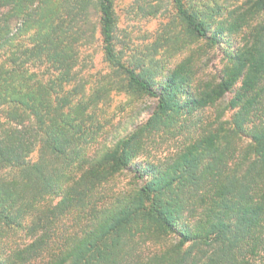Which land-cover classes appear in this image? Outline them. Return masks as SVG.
Listing matches in <instances>:
<instances>
[{
	"label": "trees",
	"instance_id": "16d2710c",
	"mask_svg": "<svg viewBox=\"0 0 264 264\" xmlns=\"http://www.w3.org/2000/svg\"><path fill=\"white\" fill-rule=\"evenodd\" d=\"M47 1L0 0V57L27 27L40 26L34 47L17 48L0 63V264H264V0L236 18L244 26L262 16L234 50L225 48L218 79L194 84V69L174 70L160 87L117 56L114 0H99L106 59L134 89L158 100L150 125L173 108L231 96L215 125L160 163L135 161L131 139L81 156L74 142L84 124L54 113L67 103L52 94L68 71L46 83L31 84L36 73L24 76L27 64L59 70L64 63L65 49H47ZM174 3L199 39L222 43L223 31L210 33L184 0ZM188 90L180 102L179 92ZM227 110L235 111L226 119ZM55 159L61 165H51ZM124 170L133 175L130 188L100 191ZM22 230L25 237L13 239Z\"/></svg>",
	"mask_w": 264,
	"mask_h": 264
},
{
	"label": "rangeland",
	"instance_id": "374dc122",
	"mask_svg": "<svg viewBox=\"0 0 264 264\" xmlns=\"http://www.w3.org/2000/svg\"><path fill=\"white\" fill-rule=\"evenodd\" d=\"M253 1L184 0L185 7L204 21L210 33L223 31L222 43L213 45L210 40L199 39L190 31L174 0H114L116 54L127 67L143 73L155 87H160L174 70L188 72L194 69V84L218 79L216 77L227 62L225 48L234 50V41H242L262 18L258 14L251 20V25L244 26H239L240 22L236 21L253 6ZM47 2L48 25H51V42L47 43V49L52 52L65 49L66 54L59 57L64 59V63L59 70L51 63L27 64L23 72L24 76L36 73L30 80L33 84L36 80V83H46L68 71L66 78L61 79V91L52 94L54 98L57 95L65 97L67 103L59 111L55 109L54 113H63L65 119L70 120V125L84 124L83 131L74 142L77 149L82 150L81 156L92 155L96 150L131 139L129 149L134 151L131 153H135V161L160 163L190 143L204 128L215 125L219 111H225L231 96L220 100L217 105H192L181 110L173 108L150 125L158 100L134 89L126 73L106 59L98 23L99 0ZM56 13L61 16L56 17ZM39 27H27L13 45L5 47L0 63L10 60L11 53L17 48L34 47V36ZM46 70L47 74L43 75ZM189 95L190 90L179 92L180 102L186 101ZM53 104L57 107L56 102ZM227 111L223 118H230L235 110ZM4 113L0 108L2 120H5ZM29 158L33 162L39 160V146ZM51 165L61 164L55 159L51 160ZM132 179L133 175L127 170L118 171L100 191L130 188ZM74 222L67 219L66 225L72 226ZM25 234L22 230L14 234L13 239L23 238Z\"/></svg>",
	"mask_w": 264,
	"mask_h": 264
}]
</instances>
